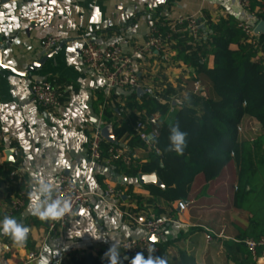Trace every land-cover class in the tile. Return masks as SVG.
I'll return each mask as SVG.
<instances>
[{
	"label": "crops",
	"instance_id": "crops-1",
	"mask_svg": "<svg viewBox=\"0 0 264 264\" xmlns=\"http://www.w3.org/2000/svg\"><path fill=\"white\" fill-rule=\"evenodd\" d=\"M251 10L257 15L253 23L264 20L259 18L264 13V0H251ZM188 15L202 18L204 34L211 31L210 22L233 19L239 24L246 19L245 12L234 0L2 2L0 43L4 47V66H0V128L9 137L1 147L6 149V161L0 162V221L5 215L14 217L29 227L30 233L25 246L18 247L9 236L0 232V264H72L74 256L87 253L110 258L106 253L113 246L112 259H129L130 256L123 251V242L146 235V230L127 214L141 212L138 210L140 202L134 196L142 197L140 201L144 210H151L165 220L160 242L165 243L166 248L157 257L163 258L166 264H177L182 252L192 255L196 264H236L233 259L236 253L226 241H239L237 236L249 224L250 213L233 204L238 179L235 162H230L222 175L213 181L206 182L202 173L196 175L187 200L192 203L185 210H180L179 200L167 201L157 197L148 202L153 198L146 186L148 183H141L139 176L129 177L124 171H119L117 161L99 163L89 156L91 130L88 121L100 118L104 102L107 100L111 108L119 101H125L130 108L129 102L141 104L145 94L131 98V89H116L112 96H107L105 81L83 62L81 34L99 45L116 42L124 51L131 52L136 44L146 40L155 22L166 30L169 22ZM49 35L61 36L64 44L50 50L43 48L41 40ZM180 37L177 36L176 42L171 44L170 62H164L160 53L154 57L143 56L136 63L146 86L165 92L173 87L172 93L186 103L189 99L185 97L195 94L188 80L195 72L192 66L177 57ZM230 47L237 49L238 45L233 43ZM49 53L51 56L42 65L32 67ZM258 55L263 58L264 52L260 50ZM208 65L213 67V55L209 56ZM40 79L54 80L67 88L64 105L45 109L34 101L31 84ZM178 108L165 115L154 112L158 115V123L171 119ZM130 111L140 112L136 108H130ZM144 111L146 109L141 112ZM106 118L115 121L118 117ZM260 134H264L261 123L244 118L240 137L254 138ZM127 144L136 153L137 160H148L151 150L144 144L130 140ZM10 146L20 149V156L15 161L8 151ZM17 164L26 169L24 182L28 193L25 206L12 212L11 197L17 190V184L9 182L8 171ZM63 172L90 192H103L109 186L115 187L118 194L111 201L117 203L118 208L94 197L92 210L79 208L65 228L49 234L48 221L27 214L26 206L34 193V178H49L56 184ZM39 246H43L41 254L29 263V252ZM253 260L264 264V252L258 253Z\"/></svg>",
	"mask_w": 264,
	"mask_h": 264
},
{
	"label": "trees",
	"instance_id": "trees-1",
	"mask_svg": "<svg viewBox=\"0 0 264 264\" xmlns=\"http://www.w3.org/2000/svg\"><path fill=\"white\" fill-rule=\"evenodd\" d=\"M259 18H264V13ZM209 31L206 38L198 42L189 43L187 37H180L177 42V57L192 66L195 72L188 80L192 86L195 80H200L205 95L191 94L188 102L179 107L171 119L159 124L156 147L160 154L153 149L145 162L135 159L126 165L117 161L116 166L129 177H137L140 173L157 174L164 187L157 183L146 184L153 196L148 199L151 203L157 197L167 201H187L196 175L202 173L206 182H210L220 177L230 162H235L238 179L233 204L248 211L250 218L247 227L237 236L239 241L227 240L226 244L236 253L233 256L236 264L251 261L257 264L244 240L259 239L264 235V134L241 138L239 126L249 117L260 122L264 130V57L258 55L260 50L264 52V34L258 36L255 43L249 42L233 19L210 22ZM233 43L238 45L237 49L230 47ZM210 55L214 56L213 67L208 65ZM174 90L169 87L162 97L166 99ZM136 96L133 91L131 98ZM129 106L139 111L146 109V116L157 111L165 115L170 108L169 103H162L158 95L152 93H146L141 104L129 102ZM115 109L109 108L106 117H113ZM139 118L135 111L122 116L121 125L115 126L117 138L127 137L131 142L143 144L133 135ZM177 122L181 130L188 133L183 155L167 150L169 129ZM134 198L140 202L138 210H144L142 197ZM159 245L160 256L166 245L162 242ZM262 252L260 247L258 253L261 255ZM133 258L113 261L131 264ZM72 264H111V261L108 257L87 253L74 256ZM177 264H196V261L192 255L182 252Z\"/></svg>",
	"mask_w": 264,
	"mask_h": 264
},
{
	"label": "built area",
	"instance_id": "built-area-1",
	"mask_svg": "<svg viewBox=\"0 0 264 264\" xmlns=\"http://www.w3.org/2000/svg\"><path fill=\"white\" fill-rule=\"evenodd\" d=\"M2 2L3 1L0 0V6ZM234 2L243 9L246 15V19L240 21L238 26L242 28L248 36V41L255 43L257 41L255 27L259 21L253 23V20L257 19V15L251 10V0H234ZM203 24L202 18L196 15H188L172 20L168 23L166 30H164V27L159 23L155 22L146 40L136 44L131 52L124 51L116 42L99 45L89 36L81 34L80 38L83 41L81 47L82 59L90 70L105 81L107 96H112L113 90L116 89H131L136 93L138 89H142L144 90V94L152 93L158 95L162 103H169V110H174L176 107L183 106L184 101L176 97L173 93H169L165 99L162 97L165 90H153L152 87L146 86L140 77L136 61L143 56L154 57L162 53L160 55L161 59L164 62H170L172 57L170 56L169 50L171 44L176 42L177 36L187 37L189 43L192 41L198 42L207 36V34H204L202 31ZM191 38H193V40H191ZM63 42L64 40L61 36L49 35L41 40V46L50 50ZM30 89L34 101L45 109H56L65 103L67 88L54 80H34ZM193 92L195 94L205 95L204 86L200 80L194 81ZM110 106L111 104L106 100L102 105L100 118L88 121L91 130L89 137L90 159L94 162H105L108 164L115 161H122L126 165H130L135 159H138L136 153L132 152L127 146L130 138L126 137V139H124L125 137H122L118 139L115 134L117 142L114 143L110 142L103 134V129L108 125H112L115 132V126L119 127L121 125L123 114H129L131 112L130 108L125 101H119L118 104L112 105L111 108H116L113 115L117 116L119 119L117 118L115 121H110L105 117L106 109ZM137 114L140 118L135 124L133 135L138 137L149 150L154 149L160 154V149L156 147V139L159 135L158 115L153 113L152 115L146 116L145 119H142L146 111H140ZM149 125L153 127L150 128ZM239 131H242V125L239 126ZM7 137H9V134L0 128L1 163L6 161V149H2L1 147ZM8 151L11 152L12 160L14 161L20 156V149L17 146H10ZM25 172L26 169L20 164L14 165L8 171L9 182L17 184V190L11 197L10 206L12 212L21 210L26 203L28 192L24 182ZM117 194L116 188L112 186L107 187L103 192H90L70 175L64 172L60 173L56 183V195L60 198H67L72 205V211L58 221H48V233L52 234L65 228L70 218L79 208L85 207L87 210H92L94 197L118 208L117 203L111 201V198ZM191 203L190 201L179 200L178 208L180 210H185ZM127 214L146 230V235L140 238L125 240L122 244L124 253L130 257H135L138 253H142L147 259L149 256L153 259L157 258L161 250L159 242L163 234L165 220L159 218L157 214L151 210H142L136 215L132 213ZM150 233H153L157 237V241H152L148 238ZM208 239L211 240L212 236L209 235ZM244 242L254 258H257L260 247L263 248L264 252V235L259 239L247 238ZM42 249L43 246H39L29 252L27 257L28 262H34L41 254Z\"/></svg>",
	"mask_w": 264,
	"mask_h": 264
},
{
	"label": "clouds",
	"instance_id": "clouds-1",
	"mask_svg": "<svg viewBox=\"0 0 264 264\" xmlns=\"http://www.w3.org/2000/svg\"><path fill=\"white\" fill-rule=\"evenodd\" d=\"M188 100V97H185ZM187 132L181 130L179 122L169 129V145L168 151H173L178 155H183L187 146ZM34 193L30 196L26 206L27 214L37 217L41 221H58L70 214L72 205L67 198H60L56 195V184L49 178L36 177ZM0 232L10 237L13 243L18 247L25 246L30 233L29 227L19 222L16 218L5 215L0 221ZM113 246L106 255L110 256L111 264H115L112 259ZM151 252V250H150ZM118 258V256H117ZM131 264H166L163 258L148 259L143 257L142 253H138Z\"/></svg>",
	"mask_w": 264,
	"mask_h": 264
},
{
	"label": "water",
	"instance_id": "water-1",
	"mask_svg": "<svg viewBox=\"0 0 264 264\" xmlns=\"http://www.w3.org/2000/svg\"><path fill=\"white\" fill-rule=\"evenodd\" d=\"M5 1V0H2ZM255 34L256 35H261L264 34V20H261L255 27ZM64 43H61L58 47H60L61 45H63ZM3 45L0 43V66H4V64L2 63V56H3ZM52 53L47 54L46 56H44L42 59L38 60L37 62H35L33 64V68H35L38 65H42L50 56ZM138 94H143L144 90L142 89H138L137 90ZM103 134L104 136L110 141V142H114L116 143V137H115V132H114V128L112 125H108L103 129ZM11 153V152H10ZM9 153V154H10ZM139 180L141 183L145 184V183H157L159 186L164 187V183L158 179L157 174L156 173H141L139 174ZM148 238L152 241H157V237L153 234L150 233L148 235Z\"/></svg>",
	"mask_w": 264,
	"mask_h": 264
}]
</instances>
